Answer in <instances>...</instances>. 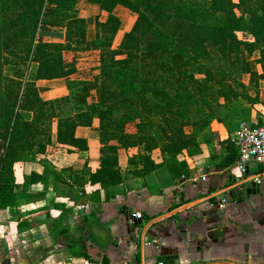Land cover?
Here are the masks:
<instances>
[{"label": "trees", "instance_id": "16d2710c", "mask_svg": "<svg viewBox=\"0 0 264 264\" xmlns=\"http://www.w3.org/2000/svg\"><path fill=\"white\" fill-rule=\"evenodd\" d=\"M13 1L16 10L11 9ZM75 4L76 0H0V46L22 42L26 57L37 62L33 84L23 99L13 87L0 92V210L14 203L17 161L42 163L46 182L48 166L36 155L50 145L55 118L57 142L79 150L88 145L75 135L76 127L99 120L100 167L90 180L106 187L120 182L118 148L142 146L143 167L134 174L146 173L158 166L149 154L154 149L166 161L182 150L198 151V138L214 119L226 127L234 115L248 120L259 102L258 82L264 80V0H100L107 15L103 22L96 18L91 40L86 39L85 20L77 15ZM47 5H53L54 11L46 10ZM118 5L133 12L135 19L113 47L112 36L121 25L114 14ZM47 25L64 28V42H45L36 36ZM237 32L250 37L240 38ZM107 33L109 39L103 37ZM91 50L100 53L99 74L70 80L76 72L75 60L66 61L63 52ZM255 51L260 72L251 68L248 58ZM244 74L249 75L248 84L242 81ZM59 77L66 79L68 89L77 87L72 99L86 109L58 116L54 104L67 101L68 95L54 100L39 95L34 80ZM21 109L31 111V118L24 119ZM128 123L134 124V132L125 129ZM224 143L228 153L220 164L228 165L238 152L231 142ZM61 172L66 168L52 172L55 193L83 202V190L74 188ZM67 245L73 255L88 257L74 248L73 240L68 239ZM99 264H109V258L102 256Z\"/></svg>", "mask_w": 264, "mask_h": 264}, {"label": "crops", "instance_id": "0c3cea01", "mask_svg": "<svg viewBox=\"0 0 264 264\" xmlns=\"http://www.w3.org/2000/svg\"><path fill=\"white\" fill-rule=\"evenodd\" d=\"M120 7L114 9L119 18ZM75 8L85 20L86 39H93L96 18L101 21L107 15L100 0H76ZM49 11H54L53 5ZM39 34L45 42L65 39L64 28L58 26L47 25ZM95 51L63 52L66 61L75 60L77 71L70 80L81 78L80 65L93 63ZM253 55L256 58L259 53L255 51L251 58ZM251 68L261 70L254 60ZM242 81L248 84L249 75H242ZM34 83L45 100L66 95L69 99L63 102L73 100L74 92L68 89L65 78L37 79ZM258 87L259 102L246 121L264 119V80H259ZM74 104L73 113L86 109L85 104ZM241 120L234 115L226 127L214 119L199 136L198 151L193 153L182 150L166 161L159 149H154L149 154L158 166L146 173L134 174L143 167L142 146L118 148L120 182L106 187L90 180L100 167L99 120L94 118L91 126L75 129V135L87 141L86 150L58 143L53 126L51 143L42 154L50 172L46 182L42 181V163H14L15 200L0 210V264H99L104 255L109 264H157L159 254L176 256L172 264H264V176L257 191L232 199L229 193L237 190L236 183L244 174L237 159L220 164L228 153L221 141L227 146L230 133ZM126 129L134 132V124ZM245 166L249 175L263 172L254 160ZM62 168H66L62 177L83 190L82 196L78 192L83 202L75 203L53 190L52 172ZM212 196L218 199L217 204L209 202ZM221 198L226 199L222 207ZM135 212L141 217L134 218ZM68 239L88 257L73 255Z\"/></svg>", "mask_w": 264, "mask_h": 264}, {"label": "rangeland", "instance_id": "374dc122", "mask_svg": "<svg viewBox=\"0 0 264 264\" xmlns=\"http://www.w3.org/2000/svg\"><path fill=\"white\" fill-rule=\"evenodd\" d=\"M17 3L15 1L12 2L11 9L16 10ZM49 6L47 5L46 10H49ZM118 15L121 20V25L119 31L116 32L115 35L112 36V46L117 47L119 43L121 42L125 32H127L134 19L135 14L128 10L125 7H120L117 10ZM104 20L106 19V15L102 17ZM104 20H101L103 22ZM36 36L40 37L39 30L37 31ZM237 36L240 38H249L250 36L247 33L237 32ZM105 39H109L110 35L107 33L103 35ZM42 39V38H41ZM35 43V41H34ZM34 45V44H33ZM26 44L22 42H12L8 47L0 46V92H4L8 88L13 87L15 91L18 93L19 98L21 97L23 99V95L27 88L30 87L31 84H33L34 79V73L37 68V62L32 61L31 59H28L26 57V51H25ZM34 48H31L30 56L32 57ZM97 56V57H96ZM252 56V55H251ZM251 56H248L249 59L252 61L254 60L256 55H253L254 57L251 58ZM95 57L97 58L93 63H86L85 65H80L79 70V76L81 77L79 80L84 79H93L94 76L98 75L100 72V53L98 50L95 51ZM256 63V62H255ZM77 71V69H76ZM79 78V77H75ZM73 86V84H72ZM77 90V87L73 86L72 92H75ZM94 98V92L92 93ZM91 100V99H90ZM24 103V102H23ZM62 103V105H61ZM74 100H71L70 102H59L55 103L56 113L58 116H69L74 114ZM58 104L60 107H58ZM20 112L24 116V119H30L32 116L31 111H26L24 109H21ZM120 114V111H117V116ZM56 118L53 120L52 127L55 126ZM132 124V123H128ZM125 125V129L127 125ZM130 127V126H128ZM127 130V129H126ZM37 158L41 159L43 158L42 154H37Z\"/></svg>", "mask_w": 264, "mask_h": 264}, {"label": "built area", "instance_id": "2783aa9c", "mask_svg": "<svg viewBox=\"0 0 264 264\" xmlns=\"http://www.w3.org/2000/svg\"><path fill=\"white\" fill-rule=\"evenodd\" d=\"M229 141L238 152L236 164L243 175L246 171V162L254 160L261 165L263 172L260 174L249 175L257 183H261L264 176V119L261 122H250L241 120L238 126L230 133ZM226 202L225 198L220 199L219 205L222 207ZM84 209L85 205L77 206ZM134 218H140L139 212L133 213ZM161 264V263H158Z\"/></svg>", "mask_w": 264, "mask_h": 264}, {"label": "water", "instance_id": "95a60500", "mask_svg": "<svg viewBox=\"0 0 264 264\" xmlns=\"http://www.w3.org/2000/svg\"><path fill=\"white\" fill-rule=\"evenodd\" d=\"M236 186H238L237 190L233 189L229 193L232 199H243L250 193H254V191H257L259 189V183L255 182L253 179H249L248 173L246 172L244 174V177L236 183ZM217 198L215 196H212L209 198V202H212L213 204H217ZM174 255L170 254H159L156 257L157 264H172L174 261L172 259H175ZM177 261H175L176 263Z\"/></svg>", "mask_w": 264, "mask_h": 264}]
</instances>
